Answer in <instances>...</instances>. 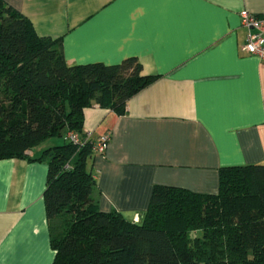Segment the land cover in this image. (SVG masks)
Segmentation results:
<instances>
[{
	"label": "crops",
	"instance_id": "1",
	"mask_svg": "<svg viewBox=\"0 0 264 264\" xmlns=\"http://www.w3.org/2000/svg\"><path fill=\"white\" fill-rule=\"evenodd\" d=\"M3 2L59 40L69 64L135 57L153 77L123 113L83 110L84 132L110 136L89 161L103 211L136 220L155 184L214 193L221 167L264 163V60L241 50L239 16H264V0ZM47 174L43 161L0 159V264L53 263Z\"/></svg>",
	"mask_w": 264,
	"mask_h": 264
},
{
	"label": "trees",
	"instance_id": "2",
	"mask_svg": "<svg viewBox=\"0 0 264 264\" xmlns=\"http://www.w3.org/2000/svg\"><path fill=\"white\" fill-rule=\"evenodd\" d=\"M141 71L135 57L69 64L59 40L39 37L0 0V159L48 166L52 264H264V163L221 167L214 193L155 184L136 220L100 209L83 110L96 103L123 113L153 79ZM51 137L62 141L31 154Z\"/></svg>",
	"mask_w": 264,
	"mask_h": 264
},
{
	"label": "built area",
	"instance_id": "3",
	"mask_svg": "<svg viewBox=\"0 0 264 264\" xmlns=\"http://www.w3.org/2000/svg\"><path fill=\"white\" fill-rule=\"evenodd\" d=\"M239 16L241 25L246 28V37L241 50L264 60V16L254 14L246 9L241 10ZM67 137L70 141L76 143L79 141V136L74 132H69ZM86 138L90 139L91 135L87 133ZM109 138L107 133L98 136L95 139L93 151L95 153L104 152Z\"/></svg>",
	"mask_w": 264,
	"mask_h": 264
},
{
	"label": "rangeland",
	"instance_id": "4",
	"mask_svg": "<svg viewBox=\"0 0 264 264\" xmlns=\"http://www.w3.org/2000/svg\"><path fill=\"white\" fill-rule=\"evenodd\" d=\"M60 141H62L60 138L58 137H51V138H48L42 142H40L38 145H36L33 149L34 152L36 151H40L42 148L44 147H47V146H51V145H54L55 143H60Z\"/></svg>",
	"mask_w": 264,
	"mask_h": 264
}]
</instances>
